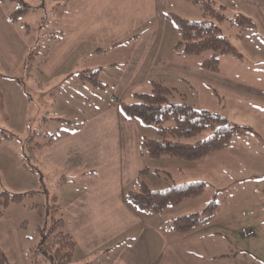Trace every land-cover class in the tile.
<instances>
[{"label":"crops","instance_id":"crops-1","mask_svg":"<svg viewBox=\"0 0 264 264\" xmlns=\"http://www.w3.org/2000/svg\"><path fill=\"white\" fill-rule=\"evenodd\" d=\"M215 2L232 13L239 11L254 19L256 27L244 29L237 38L247 47L243 49L247 54V49L256 54L261 52L263 56L256 58H264V0ZM12 3L13 0H8L4 5L0 0L1 80L22 72L30 49V42L8 16L14 10L11 11ZM182 3V0H57L54 8L59 4L58 18L55 14L51 28L56 31L48 33L53 36L54 45L38 71L48 78L50 74L45 73L66 61L70 70L78 71L81 69L78 66L93 52L110 59L106 65L115 69V76L111 82L102 83L112 86L115 95L112 94L118 100L130 101L133 93L150 88L153 80L173 88L174 93L194 106L198 105L196 100L201 98L203 86L217 87L264 104V84L242 80L236 66L223 70L224 63L239 62V57L222 55L219 70L214 72L198 65L202 55L175 52L177 40L173 39L174 28L166 12L186 17L179 7ZM99 68L97 76H102V67ZM9 114L0 104V117ZM261 120L264 123V116ZM72 122L47 143L45 160L64 180L70 175L72 183L81 181L77 190L62 201L65 228L77 243L76 263L100 264L102 260V264H250L248 259L219 258L213 246H208L199 235V228L184 233L165 229L171 218L184 213L179 204L154 214L138 210L126 200V192L136 189L137 178L144 176L140 170L181 162L175 156L162 154L153 158L142 153L139 145L141 138L146 137L141 134L142 123L125 118L118 101L100 105L82 121ZM254 131L257 137L264 135V126ZM252 148L253 144L246 147L250 151ZM74 175L80 178L75 180ZM21 207L20 203H9L0 209V247L10 264H34L28 260ZM4 208L10 213L4 212ZM251 234L254 236V231Z\"/></svg>","mask_w":264,"mask_h":264},{"label":"rangeland","instance_id":"rangeland-1","mask_svg":"<svg viewBox=\"0 0 264 264\" xmlns=\"http://www.w3.org/2000/svg\"><path fill=\"white\" fill-rule=\"evenodd\" d=\"M56 1L13 0L11 11L19 5L29 6L12 23L30 42L28 53L35 51L36 57L31 74L20 72L9 79H0L3 83L0 84V104L10 113L9 116L0 117V128L12 135L0 142V188L12 193H26L20 202L23 206L20 211L21 218L25 219L23 231L28 253L33 251L39 240L41 235L39 226L46 228L51 216L57 213L53 209L59 206L62 208L64 197L67 198L81 184L80 180L72 183L70 175L64 180L60 172L52 169L45 160L47 140L69 128L67 123L57 117L77 123L99 109L100 105L113 103L114 100L111 96L114 94L112 86H106L104 89L94 88L88 79L85 78L86 80L82 82L78 75L81 70L88 72L99 69L100 73L101 66L102 76L97 77L101 82L105 80L111 82L115 76V69L106 65L110 61L108 57L104 58L91 52L82 61L81 66H78L81 68L78 71L70 70L71 67L66 61L62 66L53 68L52 72L45 73L50 74L48 78L39 72V64L44 62L54 45L53 36L48 33L56 31L51 30L55 21L54 15L57 14L58 18L59 4L54 8ZM182 2L184 3L179 7L186 12L183 14L187 15L186 18L203 17L199 3L190 0ZM1 3L7 5L8 0H1ZM188 6L194 7L190 9ZM214 6L218 5L214 3ZM225 12L227 15L233 14L229 8H225ZM42 23L44 25L41 27ZM170 24L174 28L173 39L177 40L178 32L173 21L170 20ZM221 28L234 49L241 54L240 64L224 63L223 70L236 66L238 77L242 80L264 84V58H256L263 54L252 53L248 49L247 54L243 50L247 47L242 46L237 38L238 27L234 23L225 20ZM205 52L211 53L210 50ZM205 52L198 58L199 60L206 55ZM148 89L141 88L140 91ZM201 89V98L196 100L198 105L195 107L226 115L237 124L250 126L253 131L264 126L261 120L264 116L263 103L232 95L217 87L203 86ZM180 98L174 93V99ZM140 129L141 134L148 138H159L152 123L142 124ZM253 131L248 135L233 137L228 146L200 159L186 160L173 157L181 163L168 167L159 166L158 170L156 166H152L140 179L145 180L150 188L158 190L166 188L171 183L203 180L207 190L182 201L178 206H181L179 208L184 213L199 211L210 193L215 191L218 194L217 211L212 218L198 225L192 232L199 228V235L208 246H213L219 258H237L244 261L248 259L250 264H264V135L257 137L255 135L257 133ZM208 134L209 131L204 130L197 138ZM28 136L34 143V158L30 160L36 168L34 172L17 158L21 159L24 141ZM251 144L252 151L246 149ZM147 161L149 162L148 159ZM79 178L74 175L75 180ZM12 206L14 205L10 207ZM3 210L7 214L10 213L6 208ZM251 230L254 231V236ZM74 255L76 256L75 252ZM99 263L102 264L103 261L100 260Z\"/></svg>","mask_w":264,"mask_h":264},{"label":"trees","instance_id":"trees-1","mask_svg":"<svg viewBox=\"0 0 264 264\" xmlns=\"http://www.w3.org/2000/svg\"><path fill=\"white\" fill-rule=\"evenodd\" d=\"M190 1L200 4L203 14L201 19H188L172 12H166V17L173 21L178 32V39L174 45L175 52L202 55L203 52L210 50V54L204 53L206 55L198 65L203 69L217 72L222 55L241 57V54L231 45L228 36L222 32V22L228 20L234 23L238 27L237 36H241L246 28L256 27V22L252 17L239 11L227 15L224 5L214 6L215 0ZM27 9V5H19L8 16L11 21H14ZM40 21L42 22V18ZM35 54V51L27 54L21 66L22 72L31 74ZM79 76L83 81L88 79L94 87L101 89L106 87V84L98 79L97 69L88 72L81 71ZM111 96L118 101L119 110L125 118L142 124L155 125L159 138L142 137L139 145L142 153L153 158L166 154L186 160L198 159L228 146L233 137L246 135L253 131L250 126L237 124L229 120L226 115L195 107L183 97L180 100L174 99L173 88L159 81L152 80L147 91L133 93L130 101L118 100L113 94ZM57 118L68 125L73 124L66 118ZM204 130H208L209 134L197 138V135ZM11 136L0 128V142ZM52 137L47 140V143ZM189 138L194 139L189 141ZM33 149L34 143L28 136L24 141L21 159L28 165L31 172L36 169L31 163L34 158ZM148 171V168H143L140 170V175ZM137 183L136 189L133 188L126 192V200L134 208L154 214H160L207 190L206 183L196 179L171 183L159 190L150 188L140 178H137ZM25 196L26 193H12L5 188H0V209L9 203L22 202ZM217 205L218 194L214 191L210 193L201 210L174 216L164 228L182 233L187 232L212 218L217 211ZM53 211L57 213L51 216L49 225L46 228L39 226L41 235L33 251L28 255L29 262L34 264H91L90 262H75L76 241L65 228L64 211L60 206ZM0 264H10L1 247Z\"/></svg>","mask_w":264,"mask_h":264}]
</instances>
